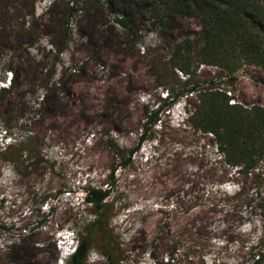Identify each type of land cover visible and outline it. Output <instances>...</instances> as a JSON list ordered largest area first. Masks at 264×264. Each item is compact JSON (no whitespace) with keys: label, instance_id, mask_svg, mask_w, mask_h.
Listing matches in <instances>:
<instances>
[{"label":"rangeland","instance_id":"374dc122","mask_svg":"<svg viewBox=\"0 0 264 264\" xmlns=\"http://www.w3.org/2000/svg\"><path fill=\"white\" fill-rule=\"evenodd\" d=\"M108 1L133 14L129 27ZM69 5L0 0V264H66L65 247L93 218L89 186L110 194L106 233L93 232L83 264H109L105 248L113 264H257L264 158L240 172L187 118L196 96L167 105L165 95L215 76L229 103L264 110V69L198 63L197 45L194 73L172 67L174 44L201 31L195 13L161 21L119 0H86L66 16ZM144 132L130 163L118 166L112 144L135 148ZM26 135L39 160L33 152L3 159Z\"/></svg>","mask_w":264,"mask_h":264},{"label":"trees","instance_id":"16d2710c","mask_svg":"<svg viewBox=\"0 0 264 264\" xmlns=\"http://www.w3.org/2000/svg\"><path fill=\"white\" fill-rule=\"evenodd\" d=\"M86 0H67L70 5L63 12L66 16L73 15L85 5ZM108 9L114 11L115 21L122 27H129L133 14L122 10L112 9V2H107ZM122 8L138 7L148 10L155 18L164 20L167 15L195 13L201 22V31L193 42L189 38L174 44V51L170 57V65L189 75L191 69V53L194 46L198 63L218 65L230 73L236 70L242 61L257 63L264 69V0H119ZM65 16V17H66ZM67 19V18H66ZM215 76L205 78L198 86L197 81L187 82V87L178 94L165 95L171 105L178 97L188 94L195 95L197 104L194 110L188 111L190 123L203 132L213 135L219 152L225 156L228 163L239 166V171L249 173L257 167L259 160L264 158V110L259 106L245 108L238 103H229L230 96L215 86ZM2 90H5L3 87ZM186 101V100H185ZM188 102V101H187ZM153 122L158 119L156 113ZM7 133V130H4ZM7 135H10L8 133ZM30 136L20 142L21 147L13 148L8 143L3 149V159L8 156L19 158L22 153L39 160L36 148L27 143ZM145 132L139 137L135 148L126 149L116 144L114 146L117 165L125 167L130 163L133 152L138 149L142 141L148 138ZM12 149H16L12 150ZM7 156V157H6ZM112 168L110 183L114 182ZM110 194L109 188L89 186L85 190L84 200L92 207L93 218L85 224V229L76 231V247L66 257V264H83L93 242V232L103 237L106 233L107 221L105 216L106 198ZM264 210V203L261 204ZM104 254L113 264V256L108 248ZM255 262L264 264V250L255 254Z\"/></svg>","mask_w":264,"mask_h":264},{"label":"clouds","instance_id":"9594fccd","mask_svg":"<svg viewBox=\"0 0 264 264\" xmlns=\"http://www.w3.org/2000/svg\"><path fill=\"white\" fill-rule=\"evenodd\" d=\"M76 244H77V240H76V242H74V240H71L70 242H69V245H67V250H69L68 252H69V254L70 253H72L73 251H74V249H75V247H76ZM71 248V249H70ZM68 254V255H69Z\"/></svg>","mask_w":264,"mask_h":264}]
</instances>
